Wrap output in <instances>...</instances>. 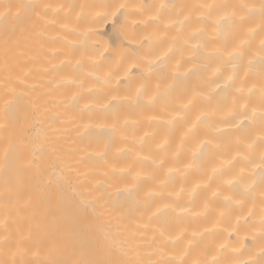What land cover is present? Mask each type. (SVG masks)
I'll use <instances>...</instances> for the list:
<instances>
[{
  "label": "bare ground",
  "instance_id": "bare-ground-1",
  "mask_svg": "<svg viewBox=\"0 0 264 264\" xmlns=\"http://www.w3.org/2000/svg\"><path fill=\"white\" fill-rule=\"evenodd\" d=\"M0 264H264V0H0Z\"/></svg>",
  "mask_w": 264,
  "mask_h": 264
},
{
  "label": "rangeland",
  "instance_id": "rangeland-1",
  "mask_svg": "<svg viewBox=\"0 0 264 264\" xmlns=\"http://www.w3.org/2000/svg\"><path fill=\"white\" fill-rule=\"evenodd\" d=\"M107 31H108V33H110V29L109 28H107Z\"/></svg>",
  "mask_w": 264,
  "mask_h": 264
}]
</instances>
